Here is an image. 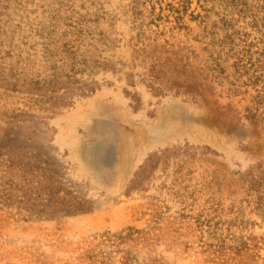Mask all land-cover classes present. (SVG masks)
Masks as SVG:
<instances>
[{
	"label": "rangeland",
	"instance_id": "1",
	"mask_svg": "<svg viewBox=\"0 0 264 264\" xmlns=\"http://www.w3.org/2000/svg\"><path fill=\"white\" fill-rule=\"evenodd\" d=\"M263 172L264 0H0V264H264Z\"/></svg>",
	"mask_w": 264,
	"mask_h": 264
},
{
	"label": "bare ground",
	"instance_id": "2",
	"mask_svg": "<svg viewBox=\"0 0 264 264\" xmlns=\"http://www.w3.org/2000/svg\"><path fill=\"white\" fill-rule=\"evenodd\" d=\"M164 120H166V119H164ZM168 120H169V119H168ZM166 121H167V120H166ZM169 121H170V120H169ZM166 123H167V122H166ZM160 125H161V124H160ZM166 125H167V124H166ZM163 126H164V125H163ZM163 126H162V127H163ZM160 127H161V126H160ZM160 127H159V128H160ZM166 127H167V126H166ZM166 127H165V128H166ZM167 128H168V127H167ZM167 128H166V129H167ZM157 129H158V128H157ZM159 130H162V129L160 128ZM159 130H158V132H159ZM168 130H169V129H168ZM164 131H165V130H164ZM85 148H86V147H85ZM83 152H84V151H83ZM80 153H81V152H80ZM84 156H85V155H84ZM87 156H88V155H87ZM81 159H82V158H81ZM85 159H86V157H85ZM88 160H89V159H88ZM95 160H96V159H95ZM85 162H86V165L89 164V163L87 164V161H85ZM90 164H91V162H90ZM90 164H89V165H90ZM89 165H88V166H89ZM91 165H92V164H91ZM93 165H94V164H93ZM120 166H121V165H120ZM118 171H119V170H118ZM121 174H122V173H121Z\"/></svg>",
	"mask_w": 264,
	"mask_h": 264
},
{
	"label": "trees",
	"instance_id": "3",
	"mask_svg": "<svg viewBox=\"0 0 264 264\" xmlns=\"http://www.w3.org/2000/svg\"><path fill=\"white\" fill-rule=\"evenodd\" d=\"M260 177H261L262 182H264V172L260 175Z\"/></svg>",
	"mask_w": 264,
	"mask_h": 264
}]
</instances>
